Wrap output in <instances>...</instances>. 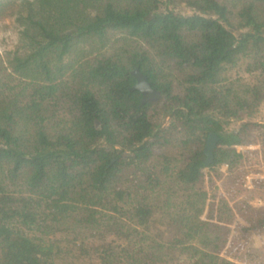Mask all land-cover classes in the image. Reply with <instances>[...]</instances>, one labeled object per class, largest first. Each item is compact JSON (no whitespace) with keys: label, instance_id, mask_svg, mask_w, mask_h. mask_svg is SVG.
<instances>
[{"label":"trees","instance_id":"1","mask_svg":"<svg viewBox=\"0 0 264 264\" xmlns=\"http://www.w3.org/2000/svg\"><path fill=\"white\" fill-rule=\"evenodd\" d=\"M13 16L0 264H263L223 252L264 233L245 170L264 159V0H0Z\"/></svg>","mask_w":264,"mask_h":264},{"label":"rangeland","instance_id":"2","mask_svg":"<svg viewBox=\"0 0 264 264\" xmlns=\"http://www.w3.org/2000/svg\"><path fill=\"white\" fill-rule=\"evenodd\" d=\"M162 9L170 8L173 9L175 12L184 14V15H191L194 13V10L184 4H176V5H170L166 6L163 4ZM19 27L18 24L15 21V16L8 17L4 20H0V54H4L6 51L14 50L18 40H19ZM241 75H244L242 73ZM249 79V76H248ZM249 119H246L248 121ZM252 121L256 122H264V105L261 106L260 110L257 114H255L252 118ZM240 125V122L233 121L228 128L229 129H237ZM240 150H246V149H256L259 148V145L247 143L242 146H240ZM260 159V158H259ZM245 170L248 172L246 176L249 175H255V178L258 179V181H261V187L258 189L257 195L260 197L256 203V205L263 206L264 205V159L259 162V164H253V165H247L245 167ZM230 180L228 177L222 178V180H218V184L222 186L223 184H228ZM238 188H239V182H238ZM240 199H242V196H240ZM243 200V199H242ZM236 233L232 235L231 238H234ZM243 245L241 247L238 246ZM235 245L228 246L225 251L223 252V255L225 257H231L232 259L238 260L239 262L245 263V259L249 258L246 254V250L249 249L252 256H257L256 260L258 262H261L264 264V233H258L250 237V239L247 242L238 241ZM247 246V247H244ZM239 247V248H238ZM246 248V249H245Z\"/></svg>","mask_w":264,"mask_h":264},{"label":"water","instance_id":"3","mask_svg":"<svg viewBox=\"0 0 264 264\" xmlns=\"http://www.w3.org/2000/svg\"><path fill=\"white\" fill-rule=\"evenodd\" d=\"M134 74L138 78V82L134 87L135 89H140L145 95H147V93L149 92L151 94V96H149V97H152V98H157L159 96V93L157 92V90H155L151 87V84L148 82L147 77L145 75H143L139 71V69H136L134 71ZM218 139L219 138L215 134H212L209 137L208 142H207L206 147H205V152L207 154L206 163L212 162L213 157H214L213 150L216 146Z\"/></svg>","mask_w":264,"mask_h":264},{"label":"built area","instance_id":"4","mask_svg":"<svg viewBox=\"0 0 264 264\" xmlns=\"http://www.w3.org/2000/svg\"><path fill=\"white\" fill-rule=\"evenodd\" d=\"M241 148L240 146L238 147V149ZM255 178V175H249V178L248 176H246V187L248 188H252V180Z\"/></svg>","mask_w":264,"mask_h":264},{"label":"flooded vegetation","instance_id":"5","mask_svg":"<svg viewBox=\"0 0 264 264\" xmlns=\"http://www.w3.org/2000/svg\"><path fill=\"white\" fill-rule=\"evenodd\" d=\"M147 96L149 97V96H151V94L148 92V93H147Z\"/></svg>","mask_w":264,"mask_h":264}]
</instances>
